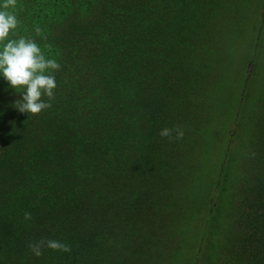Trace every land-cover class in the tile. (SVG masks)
Listing matches in <instances>:
<instances>
[{"label":"trees","instance_id":"1","mask_svg":"<svg viewBox=\"0 0 264 264\" xmlns=\"http://www.w3.org/2000/svg\"><path fill=\"white\" fill-rule=\"evenodd\" d=\"M10 11L61 67L39 114L0 78V264H181L200 215L189 264H264V0Z\"/></svg>","mask_w":264,"mask_h":264},{"label":"clouds","instance_id":"2","mask_svg":"<svg viewBox=\"0 0 264 264\" xmlns=\"http://www.w3.org/2000/svg\"><path fill=\"white\" fill-rule=\"evenodd\" d=\"M16 0H3L0 3V78L10 88L22 93L15 108L21 113L39 114L51 107L54 90L57 87L54 73L61 67L55 58L46 57L35 38L16 37L19 21L13 11ZM39 29H36L39 35ZM47 99H44V98ZM161 136H170V130H161ZM183 132H177V138ZM30 218V214H25ZM47 247L70 252L71 249L59 241H47ZM34 255H42L39 245H30Z\"/></svg>","mask_w":264,"mask_h":264},{"label":"rangeland","instance_id":"3","mask_svg":"<svg viewBox=\"0 0 264 264\" xmlns=\"http://www.w3.org/2000/svg\"><path fill=\"white\" fill-rule=\"evenodd\" d=\"M243 60H244V58H243ZM200 219H201V215L198 217V220H197L196 224L194 225V229L188 237V245L184 250V253H183L184 255H183L181 264H189L188 262L190 260H192V257L194 255V248L196 247L197 242H198V234H199L198 230H199L200 225H201Z\"/></svg>","mask_w":264,"mask_h":264}]
</instances>
